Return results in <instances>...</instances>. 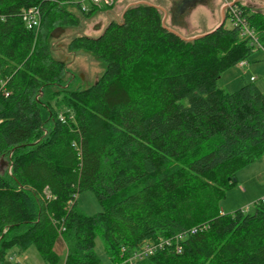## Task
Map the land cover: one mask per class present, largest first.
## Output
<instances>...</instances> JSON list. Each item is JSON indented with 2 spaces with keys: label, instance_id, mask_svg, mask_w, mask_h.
Here are the masks:
<instances>
[{
  "label": "trees",
  "instance_id": "obj_1",
  "mask_svg": "<svg viewBox=\"0 0 264 264\" xmlns=\"http://www.w3.org/2000/svg\"><path fill=\"white\" fill-rule=\"evenodd\" d=\"M70 1L0 0V163L11 162L0 170V264L33 245L58 264L59 240L64 264H100L98 236L115 261L122 245L183 232L181 252L168 245L137 264H264V199L254 213L221 206L237 171L264 156V92L218 82L248 59L250 40L226 21L187 40L155 4L136 3L104 33L72 37L71 52L107 68L89 88H61L67 63L51 39L78 24ZM237 4L264 43V11ZM31 6L36 31L22 19ZM86 190L102 205L94 214L79 206Z\"/></svg>",
  "mask_w": 264,
  "mask_h": 264
},
{
  "label": "rangeland",
  "instance_id": "obj_2",
  "mask_svg": "<svg viewBox=\"0 0 264 264\" xmlns=\"http://www.w3.org/2000/svg\"><path fill=\"white\" fill-rule=\"evenodd\" d=\"M148 1L168 5V8L161 9L163 17H166L165 21L168 17V22L166 21L165 24L187 37L199 35L193 31L204 30L206 27L210 28L213 25H215L213 26L215 28L222 21L221 7L224 0H209L207 3H198L185 14L187 27L177 26L179 22H176V26L171 25L170 18L175 13L173 14L170 0H109L108 3L96 4V11L90 16L81 11L77 3L78 0L65 3L63 6L75 14L78 24L76 26L64 24L60 29V34L51 39L53 56L67 63V73L64 75L60 87L71 90L89 88L104 74L107 68L106 63L92 52L85 50L71 52L69 44L74 35L80 33L91 36L99 35L110 21L121 20L122 14L128 6ZM250 1H252L251 4ZM86 3L89 7L92 6V3ZM241 3L264 11V3L261 1L241 0ZM226 10L225 3L222 10L223 16L226 15ZM226 25L232 26L230 18H227ZM245 61L249 63L246 68H242L237 64L223 72L218 80L219 85L228 91H236L243 83L252 81L251 76L257 75L259 78L255 83L264 92V49L255 48ZM41 111L45 116L46 108L42 107ZM10 166V160L3 159L0 163V170H9ZM77 199L80 208L87 214H94L102 209V205L93 190L81 192ZM260 199H264V156L237 171V183L227 190L221 206L225 213L234 212L239 208L254 213L256 202ZM56 249L61 256L58 264H64L65 247L62 240H59ZM95 250L100 258V264H114V261L107 255L100 236L96 238ZM5 264L49 263L42 258L36 246L33 245L27 249L25 255L19 253L17 249H11L6 257Z\"/></svg>",
  "mask_w": 264,
  "mask_h": 264
},
{
  "label": "built area",
  "instance_id": "obj_3",
  "mask_svg": "<svg viewBox=\"0 0 264 264\" xmlns=\"http://www.w3.org/2000/svg\"><path fill=\"white\" fill-rule=\"evenodd\" d=\"M86 2L92 4L98 3H108L109 0H81V7L83 11H88L89 6ZM227 10L226 17L230 18L232 26L237 27L241 35L250 40L252 47L264 49V43L261 40L260 34L257 29L250 24L248 17L245 14V11L237 4L231 1L226 2ZM22 19L26 27L30 30H38L42 23V13L38 6H31L25 8L22 12ZM241 67L245 66L247 62L242 60L238 63ZM257 76H252L251 80L255 81ZM3 92L6 96L9 93ZM191 233H194V229L191 230ZM187 232L178 233L173 237L168 239L159 238L157 240H147L139 245L138 248L129 249L128 246L122 245L118 258L114 261V264H137V262L144 260L148 256L152 255L158 250L164 249L166 246L175 245V250L181 252L183 250L181 241L184 239Z\"/></svg>",
  "mask_w": 264,
  "mask_h": 264
},
{
  "label": "crops",
  "instance_id": "obj_4",
  "mask_svg": "<svg viewBox=\"0 0 264 264\" xmlns=\"http://www.w3.org/2000/svg\"><path fill=\"white\" fill-rule=\"evenodd\" d=\"M209 0H206V2H203V3H207ZM228 1H231V2H236V3H240V4H243V3H241V0H228ZM253 1H261V2H263L264 3V0H253ZM149 2V1H148ZM171 4H172V9H173V14L175 13V14H177V12H176V8H179V5L180 4H182V3H184V0H177V1H174L173 2V0H170L169 1ZM227 2V0H224V2L222 3V7H221V14H222V18L224 17L223 16V12H222V10H223V6L225 5V3ZM150 3H153V4H155V5H157V7H161V8H163V9H165V7L166 8H168L169 6L168 5H166V4H163V3H158V2H154V1H151ZM252 3V1H250V4ZM247 4V3H246ZM245 5V4H244ZM175 14L173 15V17L172 18H170V21H171V25H173V26H176L177 24H176V22L179 24V25H177V26H182V27H187V22H186V20H185V14H182L181 13V18H179V17H177V15L175 16ZM166 18V17H165ZM166 21L168 22V17H167V19H166ZM165 21V22H166ZM219 24V23H218ZM213 26H215V25H213ZM206 27L204 30H197V31H193V32H195V34H203V33H205V32H208V31H210L211 29H213L214 27ZM218 26V25H217ZM216 26V27H217ZM173 29V28H172ZM248 61H247V64L245 65V66H243L242 68H246L247 66H248ZM241 67V66H240ZM254 76V75H253ZM255 76H257V75H255ZM252 77V76H251ZM259 77H257V79H258ZM257 79L255 80V81H257ZM254 81V82H255ZM27 251V250H26ZM25 251V252H26ZM25 252L23 253L24 255H25Z\"/></svg>",
  "mask_w": 264,
  "mask_h": 264
},
{
  "label": "water",
  "instance_id": "obj_5",
  "mask_svg": "<svg viewBox=\"0 0 264 264\" xmlns=\"http://www.w3.org/2000/svg\"><path fill=\"white\" fill-rule=\"evenodd\" d=\"M202 2H206V0H184V5H183V7H182V9H181V13H182V14L187 13L189 10H191V9H192L194 6H196L198 3H202ZM142 3H143V2H142ZM144 3H150V2H144ZM234 3H236V2H234ZM151 4H153V3H151ZM156 6H157V5H156ZM128 7H129V6H128ZM128 7H127V8H128ZM127 8H126V9H127ZM158 8H159L160 10H161V9L163 10V8H161V7H158ZM126 9H125V10H126ZM125 10H124V12H125ZM124 12H123V14H122V18H121V20H123V18H124ZM226 18H227V17H226V15H225V16L222 18V21L220 22V24H218L217 27L222 26V25L225 23ZM111 22H112V21H110V23L108 24V26L111 24ZM163 22H164V26H165L167 29H169V30L175 32L176 34L182 36L183 38H185V39H187V40H193V39H196V38H198V37H200V36H202V35H204V34L210 32V31H208V32H205V33H203V34H199V35H196V36L187 37V36H184V35H182L181 33L177 32L176 30L172 29L171 27L167 26V25L165 24V16L163 17ZM108 26L103 30L102 33H104V32L106 31V29L108 28ZM217 27H215L214 29H216ZM60 29H61L60 27L55 28V30L52 32V35H53L54 37H57V36L60 34V32H61ZM212 30H213V29H212ZM212 30H211V31H212ZM234 180H237V178H234Z\"/></svg>",
  "mask_w": 264,
  "mask_h": 264
},
{
  "label": "flooded vegetation",
  "instance_id": "obj_6",
  "mask_svg": "<svg viewBox=\"0 0 264 264\" xmlns=\"http://www.w3.org/2000/svg\"><path fill=\"white\" fill-rule=\"evenodd\" d=\"M183 5H184V3H182V4H180L179 5V8H176V12H177V17H179V18H181V9H182V7H183Z\"/></svg>",
  "mask_w": 264,
  "mask_h": 264
}]
</instances>
